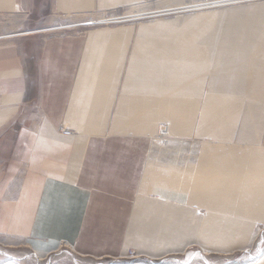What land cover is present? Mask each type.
<instances>
[{"label":"crops","instance_id":"obj_1","mask_svg":"<svg viewBox=\"0 0 264 264\" xmlns=\"http://www.w3.org/2000/svg\"><path fill=\"white\" fill-rule=\"evenodd\" d=\"M47 1L84 15L164 0ZM41 2L0 0V14ZM172 16L46 32L35 49L0 41V264L61 244L113 260L226 254L264 224V0ZM181 138L198 141L193 164ZM166 151L181 164L162 166Z\"/></svg>","mask_w":264,"mask_h":264},{"label":"rangeland","instance_id":"obj_2","mask_svg":"<svg viewBox=\"0 0 264 264\" xmlns=\"http://www.w3.org/2000/svg\"><path fill=\"white\" fill-rule=\"evenodd\" d=\"M41 1L42 2L40 4L46 5V6L44 8H42L40 12L36 11V13L34 14V17L27 12L26 13H13V14H3V13L0 14V36L1 35H8V34L15 32V31L20 32L23 30L24 31L28 30L30 32V31H34L38 28H44L47 26L49 27L50 25L73 24V23L74 24H80L84 20L86 21V18L84 17V15H80V14H59V15H62V16H59L58 14H54V13L50 12L49 10L45 11V9H48V3L49 2L47 0H41ZM153 5H155L154 7L160 6L159 4L157 5V4H153V2L152 3L149 2L146 4H142V5H139V4L134 5L132 7H138L139 6V9H143L145 7V9L150 11V9H148V8H152ZM132 7H123L120 9H116V11L120 12V13H126L127 10L132 8ZM132 12H135V11H132ZM96 15H98V14H96ZM172 15H166L164 17L171 18V17H173ZM117 25H120V24H117ZM121 25H124V24H121ZM99 27H103V26H99ZM91 28H94V27H91ZM88 29L89 28H87V29H85V28L76 29L73 27L72 29L67 30V31L65 30L63 32H77V33L81 34V33H83V31L85 32V30H88ZM49 34L50 33H33L27 37L18 36V39L15 37H12V38L16 39L17 40L16 42H18V40L21 41L24 39L27 41L29 49H32V48L35 49L34 45L39 44L40 41L42 40V38L49 35ZM1 37H3V36H1ZM9 39H11V38H7V40H9ZM1 40L6 41L4 38L0 39V41ZM165 139L166 140H164V143H160L157 140H153V142H152L153 145L151 147L150 154H149L150 160L152 157H154L158 154V152L156 151L157 147L164 146L165 144H167L166 142H170V143L175 142V141H171L169 137L165 138ZM168 139L170 141H167ZM177 140H181V142H179V143H182L184 147L186 146L187 148H190V151L188 150V152H185V153H183V151L180 153L176 152L175 154L176 155L181 154V156L185 155V158H184L185 162H187V163L189 162V163L193 164V161L195 158V153H196V148H197L196 145L198 144V141H196L195 139H184V138L177 139ZM177 149L178 148H176V150ZM167 153H168V151H166L165 154H167ZM168 154H170L169 157H167V155H165L164 158H161L160 161H162L164 163V164L162 163V166L163 165H169L171 167L172 166L176 167L179 164H181V161L178 160L179 158H177L176 156H173L171 153H168ZM186 154L188 156H186ZM182 161H183V159H182ZM160 164H161V162H160ZM175 172H176V174H175ZM172 175L177 176L175 178L170 176V182L174 179L176 184H177L176 189L181 190L184 186H186L183 184V182L186 181L185 172L179 173V172H177V168H175V171H174V173H172ZM162 177L163 176H161V178ZM147 197H150V196H147ZM153 197H156V195ZM158 197H163L165 200H169L166 197H164L162 194H159ZM167 202L172 203V204L177 203V202H171L170 200ZM204 211L207 212L205 209H202L201 213L205 214ZM257 230H259V231H257ZM256 231L258 233L256 234V236H254ZM0 241L3 243H8V242H6V239H3V238H0ZM11 249L14 250V255L16 254L18 257L23 256V255H28L27 256L28 264H131V263L182 264L180 262H187V260H189L191 255H193V259H192V261H190L187 264H246L249 262L256 261V259L261 257V253L264 252V224L256 223V225L254 226L253 234L250 238V241H248V243L246 245L240 246L236 250H234L232 252H227L226 254L225 253H217V252H213V251H209L208 254H204L202 248H199L197 246H193L190 249L188 248V251L185 254L172 255L173 257H175V259H173L171 257H165L163 259L157 260V259L146 258L143 256H139L137 258H133V257L130 258L133 255V254H131L133 250H129L128 255H127L128 258H123L121 260L120 259L113 260L112 257H105V258L99 259V258L92 257V256H83V255L76 253L75 250H73V248H70L68 246L65 247L63 244L58 245L57 249H55L53 251L46 252V253L44 252L41 257L40 256L39 257L34 256L32 254V251L27 249V248L26 249H24V248H20V249L11 248Z\"/></svg>","mask_w":264,"mask_h":264},{"label":"bare ground","instance_id":"obj_3","mask_svg":"<svg viewBox=\"0 0 264 264\" xmlns=\"http://www.w3.org/2000/svg\"><path fill=\"white\" fill-rule=\"evenodd\" d=\"M253 1H257V0H248L247 2L251 3ZM184 3H185L184 0H164V1L159 3V5L161 7H164V8H155L154 7V8H151L150 11H139V10H141V9H139V6L135 7V8L132 7V8H130L131 11L128 9L127 12L125 13V15L120 13V12L116 13V15H117L116 18L119 19L118 22H120V24H125V23H129V22H138V21H149V20H153V19H162V18H165L164 16H166V15L179 14V12H172V11H166V10L178 9ZM243 4H247V3H243ZM243 4H239V5H243ZM174 5H178V7H173ZM239 5H234V6H239ZM234 6H229V7H226L225 9H228V8L234 7ZM218 9H220V8H218ZM213 10H215V9H213ZM132 11H135V12H132ZM206 11H209V10H206ZM200 12H205V11H200ZM183 13H185V12H183ZM180 14H182V13H180ZM59 16H62V15H59ZM114 18L115 17H113L112 20ZM96 20H100V21L99 22H95V23H104V24L109 23V22H106V19H105L104 16L102 17V14H98L97 17H96ZM86 22L87 21L84 20L81 24L85 25ZM73 24L50 25L49 27L47 26V27H44V28H38V29H36L34 31H30V32L28 30H26V31L23 30V31H20V32L15 31V32H12V33H10L8 35H1L3 37L0 36V39L18 37V36H21V35H24V34H33V33H46V32H57L58 33L60 31L70 30L73 27H76V25H78V24H74V25ZM97 26L99 27V25H96V27ZM92 27H95V26H92ZM257 231H256L254 236H256V234L258 233ZM1 243H3V242H1ZM204 251L208 252L209 249L204 247ZM35 252H36L37 255L40 256V253H39L38 249L35 250ZM260 258H262V259L264 258V252L261 253V257ZM10 264H14V262L11 261Z\"/></svg>","mask_w":264,"mask_h":264},{"label":"built area","instance_id":"obj_4","mask_svg":"<svg viewBox=\"0 0 264 264\" xmlns=\"http://www.w3.org/2000/svg\"><path fill=\"white\" fill-rule=\"evenodd\" d=\"M185 3L180 6L178 9H172V10H166V11H172V12H187V13H195L200 11H206V10H213L218 8H226L229 6L239 5L243 3H247L248 0H184ZM117 12L116 10H110V11H101V12H93V13H86L84 14V17L86 18V24H78L76 25V29L78 28H91L92 26L99 25V26H111V25H117L120 24L119 19H117ZM96 14H102V17L104 16L106 19V22H109L107 24L104 23H95L99 22L100 20H96L97 15ZM125 15V13H122ZM115 17L113 20L112 18ZM122 23V22H121ZM67 31V30H66ZM63 32V31H61ZM57 33V32H56ZM59 133H62L65 136H69L72 134V131L65 127H59L58 129Z\"/></svg>","mask_w":264,"mask_h":264}]
</instances>
